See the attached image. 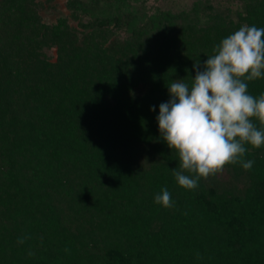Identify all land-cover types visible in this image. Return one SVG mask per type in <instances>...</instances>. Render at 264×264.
<instances>
[{
	"label": "trees",
	"instance_id": "obj_1",
	"mask_svg": "<svg viewBox=\"0 0 264 264\" xmlns=\"http://www.w3.org/2000/svg\"><path fill=\"white\" fill-rule=\"evenodd\" d=\"M228 1L71 0L46 23L37 0H0V264H264V144L185 190L155 119L194 60L264 28V0Z\"/></svg>",
	"mask_w": 264,
	"mask_h": 264
},
{
	"label": "clouds",
	"instance_id": "obj_2",
	"mask_svg": "<svg viewBox=\"0 0 264 264\" xmlns=\"http://www.w3.org/2000/svg\"><path fill=\"white\" fill-rule=\"evenodd\" d=\"M262 37L264 28L241 26L216 44L202 65L194 60L190 82L184 77L167 86L170 99L159 105L155 119L160 137L177 152L179 166L171 172L183 189L195 190L201 178L218 173L226 164L252 169L255 161L245 160L248 149L243 142L257 149L264 144V129L250 119L264 123V93L259 98L248 94L247 82L264 78ZM154 110L152 106L150 111ZM154 203L175 207L167 187L154 195ZM27 239L18 237L17 243Z\"/></svg>",
	"mask_w": 264,
	"mask_h": 264
},
{
	"label": "rangeland",
	"instance_id": "obj_3",
	"mask_svg": "<svg viewBox=\"0 0 264 264\" xmlns=\"http://www.w3.org/2000/svg\"><path fill=\"white\" fill-rule=\"evenodd\" d=\"M195 0H138V3H142L146 10L151 11L155 8L159 9H178L183 7H188ZM205 1V0H203ZM212 7L219 8L221 5H232L235 3H230L228 0H206ZM38 2V11L46 23L54 22L55 18L59 16H66L69 14L70 2L71 0H37ZM71 25H75L76 21L69 20ZM49 55L53 56V50L50 49L47 52Z\"/></svg>",
	"mask_w": 264,
	"mask_h": 264
}]
</instances>
